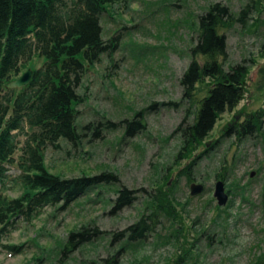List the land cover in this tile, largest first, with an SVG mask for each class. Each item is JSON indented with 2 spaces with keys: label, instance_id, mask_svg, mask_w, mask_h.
Wrapping results in <instances>:
<instances>
[{
  "label": "rangeland",
  "instance_id": "obj_1",
  "mask_svg": "<svg viewBox=\"0 0 264 264\" xmlns=\"http://www.w3.org/2000/svg\"><path fill=\"white\" fill-rule=\"evenodd\" d=\"M214 1L237 14L251 3L246 21L221 29L228 39L226 67L239 61L249 65L247 91L200 144L186 150L183 130L212 81L197 82L185 96L181 77L197 38L198 14ZM110 10L113 16L103 17L105 36L121 27L120 45L114 59L104 55L85 74L79 127L132 118L143 108L146 126L133 135H124V124L98 134L90 128L77 143L61 138L59 147L47 146L46 162L54 171L72 176L110 170L118 181L88 191L64 209L48 205L31 221L20 219L0 236V264H104L111 256L115 264H253L264 249V118L255 134L240 137L227 128L264 107V0H124ZM43 60L35 57L29 67ZM195 157L189 174L183 172ZM11 167L6 191L14 196L23 188L13 180L18 166ZM223 173L230 197L219 205L214 187ZM193 181L205 189L192 195ZM120 187L133 190L136 198L112 210ZM158 189L179 201L176 215L160 217L154 232L127 241L125 228L150 210L147 204ZM84 224L98 227L102 236L65 246L69 232ZM21 242L20 252L2 245Z\"/></svg>",
  "mask_w": 264,
  "mask_h": 264
},
{
  "label": "trees",
  "instance_id": "obj_2",
  "mask_svg": "<svg viewBox=\"0 0 264 264\" xmlns=\"http://www.w3.org/2000/svg\"><path fill=\"white\" fill-rule=\"evenodd\" d=\"M120 1L124 0H0V236L15 229L20 219L31 221L48 205L64 209L88 191L118 181V175L110 170L61 174L48 166L45 150L49 145L59 147L61 138L77 143L90 128L98 134L100 129L124 124V135H133L146 126L141 118L145 108L119 121L104 118L81 127L78 123V105L86 99L79 91L85 74L104 55L114 59L120 45L121 27L105 36L103 25V17H112L110 9ZM250 6L248 2L237 14L230 5L214 1L198 14V34L189 47L191 60L181 83L185 96L192 95L196 83L206 78L211 79L212 86L200 99L194 120L183 130L186 150L200 144L222 113L245 96L249 65L239 61L226 67L228 39L221 29L234 21H246ZM35 57L44 60L33 67L30 82L20 88L8 87L7 83L26 70ZM263 118L264 107L241 122L233 124L234 120L227 132L234 130L240 137L258 133ZM196 157L183 172H188ZM14 164L19 172L13 180L23 190L12 196L6 184L11 176L8 168ZM217 177L228 178L225 173ZM133 192L118 188L112 210L131 204L136 198ZM151 198L147 204L150 210L125 228L127 241L143 239L156 230L160 217L176 215L178 200L161 189ZM95 235L102 236L101 230L84 224L69 232L65 246L87 242ZM24 243L2 245L20 252ZM257 258L253 264H264V249ZM104 264H115V257L106 258Z\"/></svg>",
  "mask_w": 264,
  "mask_h": 264
},
{
  "label": "water",
  "instance_id": "obj_3",
  "mask_svg": "<svg viewBox=\"0 0 264 264\" xmlns=\"http://www.w3.org/2000/svg\"><path fill=\"white\" fill-rule=\"evenodd\" d=\"M33 75V68H27L21 75L12 79L8 82V87H22L27 85ZM255 171H251V175H254ZM205 189V184L203 182L193 181L190 184V193L192 195L199 194ZM214 195L217 198L219 205L227 204L230 194L226 189V182L223 178H218L215 182Z\"/></svg>",
  "mask_w": 264,
  "mask_h": 264
}]
</instances>
